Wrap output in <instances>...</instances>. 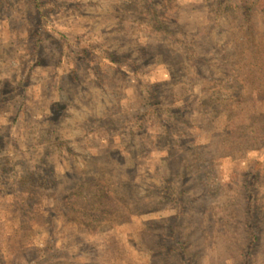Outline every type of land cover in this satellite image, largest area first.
I'll return each mask as SVG.
<instances>
[{
    "label": "rangeland",
    "instance_id": "obj_1",
    "mask_svg": "<svg viewBox=\"0 0 264 264\" xmlns=\"http://www.w3.org/2000/svg\"><path fill=\"white\" fill-rule=\"evenodd\" d=\"M0 264H264V0H0Z\"/></svg>",
    "mask_w": 264,
    "mask_h": 264
}]
</instances>
